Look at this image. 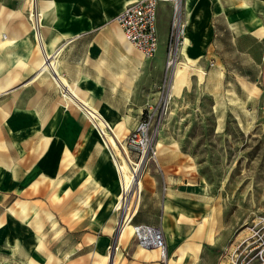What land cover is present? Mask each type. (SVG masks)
Masks as SVG:
<instances>
[{
	"label": "crops",
	"instance_id": "crops-1",
	"mask_svg": "<svg viewBox=\"0 0 264 264\" xmlns=\"http://www.w3.org/2000/svg\"><path fill=\"white\" fill-rule=\"evenodd\" d=\"M34 1L0 0V15L10 18H0V264H228L245 229L230 237L214 217L200 223L209 213L195 204L204 189L185 163L166 175L158 155L159 168L144 169L134 210L113 208L118 171L89 121L101 115L118 137L136 125L165 71L171 2L157 4L158 48L145 57L114 20L130 0H39L40 39L22 18ZM182 12L172 95L190 71L206 70L223 87L256 96L264 0H182ZM119 169L127 190L132 171ZM139 224L160 227L165 258L138 244Z\"/></svg>",
	"mask_w": 264,
	"mask_h": 264
},
{
	"label": "rangeland",
	"instance_id": "rangeland-1",
	"mask_svg": "<svg viewBox=\"0 0 264 264\" xmlns=\"http://www.w3.org/2000/svg\"><path fill=\"white\" fill-rule=\"evenodd\" d=\"M35 2L38 6L39 0ZM29 11L27 4L22 18L27 30L33 32ZM0 18L10 19L5 9ZM208 74L206 70L201 76L190 71L179 93L169 96L171 76L164 71L153 95L145 97L143 107L153 104L155 110L152 131L155 141L160 142L156 143L157 153L165 174L181 173V164H187L204 189L197 194L195 204L209 211L200 223L214 217L218 228L230 231L231 237L256 215L264 214V90L258 80L251 81L259 87V93L250 96L232 79L231 85L236 88H225L221 78L216 82ZM161 142L168 150L160 151ZM174 144L176 155L171 151ZM120 163L132 169L125 158ZM148 166H153L150 160L145 161V171ZM156 175L160 178L159 173ZM132 192L129 210L135 204Z\"/></svg>",
	"mask_w": 264,
	"mask_h": 264
},
{
	"label": "built area",
	"instance_id": "built-area-1",
	"mask_svg": "<svg viewBox=\"0 0 264 264\" xmlns=\"http://www.w3.org/2000/svg\"><path fill=\"white\" fill-rule=\"evenodd\" d=\"M160 1H169L172 4L170 26L166 42L165 73L170 74L173 66L180 60V50L184 44L185 20L182 12V0H130L124 8L114 17L115 22L120 27L125 39L139 50L145 57H152L158 48V35L156 29V9ZM30 19L33 22V29L39 35V11L36 2L30 6ZM32 17V18H31ZM42 66L49 67L50 60H43ZM258 82L264 90V52H262L261 69ZM61 95L65 90L61 91ZM155 110L153 104L146 105L144 112L140 115L136 125L124 137H118L107 120L101 115L89 113V121L96 128L102 141L106 144L111 158L119 169L121 158H125L132 163V169L139 164L137 178L141 182L144 173L146 160L154 162L157 168L158 153L157 145L152 131ZM122 156V157H121ZM133 159H136L134 161ZM129 170V171H132ZM118 171V170H117ZM133 189L135 204L131 210L128 197ZM127 194L121 191L117 200L116 210L125 216L134 210L140 194L139 188L133 187ZM121 197L123 200L121 202ZM126 199V201H124ZM123 201L127 204V209L122 210ZM122 203V204H121ZM141 231L136 233L137 242L140 246L160 249L161 258L166 256L165 239L162 230L158 226L140 224ZM147 229V231L144 230ZM245 232L233 247L228 250V264H264V214L256 215L251 222L245 226Z\"/></svg>",
	"mask_w": 264,
	"mask_h": 264
},
{
	"label": "bare ground",
	"instance_id": "bare-ground-1",
	"mask_svg": "<svg viewBox=\"0 0 264 264\" xmlns=\"http://www.w3.org/2000/svg\"><path fill=\"white\" fill-rule=\"evenodd\" d=\"M45 60H47V58H46ZM177 63H178V62H177ZM177 63L173 66V69H172V71H171V73H170V76H171V82H170L169 93H168L169 96L172 95V93H171V85H172V79H173V76H175V74H176V73L174 74V72H175V68H176ZM45 67H47V66H45ZM48 68H49V67H48ZM64 94H65V95H68V94H67V91H65ZM157 132H158V131H157ZM156 138H157V137H156ZM156 138H155V139H156ZM156 141H157V140H156ZM159 143H160V142L157 141V144H159ZM157 144H156V145H157ZM116 168H117V167H116ZM119 168H120V166H119ZM138 169H139V164L137 163L136 166H134L133 169H132V178L130 179V182H129V188H128L127 190H124V189H123V192H124V193L127 194V193H128L133 187L138 188V186L140 185V182H139V180H138V178H137V172H138ZM117 170H118V178H119V182L122 183V182H121V171H120V169H118V168H117ZM122 185H123V183H122ZM117 197H118V196H117ZM122 200H123V197H121V202H122ZM124 201H126V199H125ZM124 201H123V204L121 203V204H122V210H125V211H126V209H127L128 207H127L126 202H124ZM118 204H120V203L116 202L115 204H113V208L115 209V208H116V205H118ZM123 224H125V222H122V223L120 224V227H119V228H120L121 230L124 228V225H123ZM126 224H128V223H126ZM120 229H119V230H120ZM141 229H142V228L140 227V224L135 226V231H136V233H137L138 231H141ZM121 230H120V231H121ZM144 230L147 231V229H145V228H144ZM158 249H159V248H158ZM159 251H160V249H159Z\"/></svg>",
	"mask_w": 264,
	"mask_h": 264
}]
</instances>
